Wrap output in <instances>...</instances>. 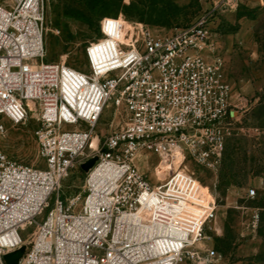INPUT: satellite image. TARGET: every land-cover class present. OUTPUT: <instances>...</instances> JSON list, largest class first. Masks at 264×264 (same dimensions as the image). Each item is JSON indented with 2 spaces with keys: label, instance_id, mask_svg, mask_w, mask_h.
Listing matches in <instances>:
<instances>
[{
  "label": "built area",
  "instance_id": "2783aa9c",
  "mask_svg": "<svg viewBox=\"0 0 264 264\" xmlns=\"http://www.w3.org/2000/svg\"><path fill=\"white\" fill-rule=\"evenodd\" d=\"M45 8V0H0V115L20 124L37 114L44 161L25 164L0 150V264L26 244L20 231L34 224L20 264L214 261L217 251L202 241L215 209L200 202L188 162L212 167L219 160L233 92L221 59L211 55L206 16L168 35L102 22L82 70L44 61ZM109 107L118 124L100 140L84 195L63 199L62 182L93 147ZM151 154L169 171L157 184L137 165L144 158L150 166Z\"/></svg>",
  "mask_w": 264,
  "mask_h": 264
},
{
  "label": "rangeland",
  "instance_id": "374dc122",
  "mask_svg": "<svg viewBox=\"0 0 264 264\" xmlns=\"http://www.w3.org/2000/svg\"><path fill=\"white\" fill-rule=\"evenodd\" d=\"M45 7L44 61L82 70L88 66L87 44L103 35L102 22L105 29L110 21H128L168 35L206 16L214 44L211 55L221 59L223 77L233 92V114L215 166L188 162L202 187L200 202L215 209L204 227L202 246L218 253L207 264H264V0H45ZM113 112L106 109L93 147L77 158L63 180V199L84 195L87 173L100 157V140L118 124ZM0 124L5 128L0 150L19 162L44 166L37 155L36 113L20 124L0 115ZM150 157V166L145 159L138 166L157 184L163 180L158 169L162 163L157 164L156 155ZM251 189L256 190L254 197L249 196ZM35 231L36 224L20 231L27 248Z\"/></svg>",
  "mask_w": 264,
  "mask_h": 264
},
{
  "label": "water",
  "instance_id": "95a60500",
  "mask_svg": "<svg viewBox=\"0 0 264 264\" xmlns=\"http://www.w3.org/2000/svg\"><path fill=\"white\" fill-rule=\"evenodd\" d=\"M26 251H27V246L24 244L18 249L6 253L4 255V260L6 264H20V262L22 261L23 257L26 254Z\"/></svg>",
  "mask_w": 264,
  "mask_h": 264
},
{
  "label": "bare ground",
  "instance_id": "6f19581e",
  "mask_svg": "<svg viewBox=\"0 0 264 264\" xmlns=\"http://www.w3.org/2000/svg\"><path fill=\"white\" fill-rule=\"evenodd\" d=\"M92 146H93V142H92ZM143 160H144V158L138 159L137 165H138V163H140V161H143ZM158 169H159V175H160L161 179H164L168 176V174H169L168 167L165 166L163 163L160 165V167Z\"/></svg>",
  "mask_w": 264,
  "mask_h": 264
}]
</instances>
